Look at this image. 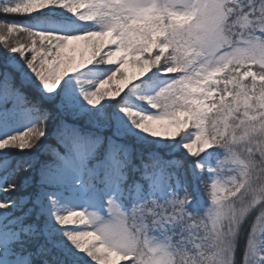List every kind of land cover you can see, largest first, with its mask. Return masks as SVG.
Instances as JSON below:
<instances>
[{
    "label": "snow or ice",
    "instance_id": "obj_1",
    "mask_svg": "<svg viewBox=\"0 0 264 264\" xmlns=\"http://www.w3.org/2000/svg\"><path fill=\"white\" fill-rule=\"evenodd\" d=\"M0 264H264V0H0Z\"/></svg>",
    "mask_w": 264,
    "mask_h": 264
},
{
    "label": "rangeland",
    "instance_id": "obj_2",
    "mask_svg": "<svg viewBox=\"0 0 264 264\" xmlns=\"http://www.w3.org/2000/svg\"><path fill=\"white\" fill-rule=\"evenodd\" d=\"M10 18H15V19H19L21 21H23V17H12V16H9ZM9 17H6V19H9ZM107 87V86H106Z\"/></svg>",
    "mask_w": 264,
    "mask_h": 264
},
{
    "label": "trees",
    "instance_id": "obj_3",
    "mask_svg": "<svg viewBox=\"0 0 264 264\" xmlns=\"http://www.w3.org/2000/svg\"><path fill=\"white\" fill-rule=\"evenodd\" d=\"M9 19H14V18H10V17H9Z\"/></svg>",
    "mask_w": 264,
    "mask_h": 264
}]
</instances>
